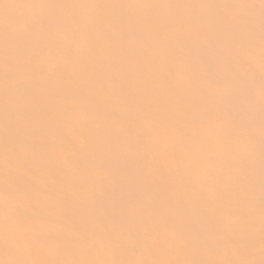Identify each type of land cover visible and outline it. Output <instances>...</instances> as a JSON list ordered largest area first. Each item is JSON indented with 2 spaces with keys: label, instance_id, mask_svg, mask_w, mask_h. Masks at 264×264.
Here are the masks:
<instances>
[{
  "label": "bare ground",
  "instance_id": "6f19581e",
  "mask_svg": "<svg viewBox=\"0 0 264 264\" xmlns=\"http://www.w3.org/2000/svg\"><path fill=\"white\" fill-rule=\"evenodd\" d=\"M0 264H264V0H0Z\"/></svg>",
  "mask_w": 264,
  "mask_h": 264
}]
</instances>
